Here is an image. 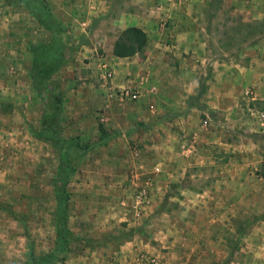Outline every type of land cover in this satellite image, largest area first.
Here are the masks:
<instances>
[{"label": "rangeland", "instance_id": "rangeland-1", "mask_svg": "<svg viewBox=\"0 0 264 264\" xmlns=\"http://www.w3.org/2000/svg\"><path fill=\"white\" fill-rule=\"evenodd\" d=\"M113 1L0 0V264H159L172 239L220 235L191 221L221 218L240 264H264V0H124L150 19L125 60L88 49L107 23L84 19ZM120 84L138 97L107 99ZM220 174H244L225 181L238 209L185 211L180 192L214 191Z\"/></svg>", "mask_w": 264, "mask_h": 264}, {"label": "crops", "instance_id": "crops-1", "mask_svg": "<svg viewBox=\"0 0 264 264\" xmlns=\"http://www.w3.org/2000/svg\"><path fill=\"white\" fill-rule=\"evenodd\" d=\"M96 1V0H95ZM114 5L118 7H114L116 9L115 13L112 15H109L108 8L106 10H102L104 12L99 11L95 6L93 7L92 16L88 19H84V21L91 22H105L107 23L105 30L103 31H95L93 32L92 36H95L94 40H92V43L90 46H88V49L91 51L94 50H100L104 49L105 51H110L112 53L113 45L117 37V33L122 32L127 27H136L140 29L144 34L146 33V29L144 26L147 23V21H150V19H143L136 15V8H124V5L127 6L130 5V3L125 2L124 0H121V2H118V0H114ZM59 4H56L55 7L58 8ZM53 6L50 7L49 13L53 18L59 19L58 16H56L53 12L56 9ZM134 10L135 13L130 12V10ZM53 10V12H52ZM98 11V12H97ZM56 13V12H55ZM58 13V12H57ZM68 16L71 18L74 15L71 14L69 11ZM146 17V16H145ZM144 24V25H143ZM85 25V24H83ZM119 27L117 31H115L114 27ZM114 30V31H113ZM82 35L80 34L81 37ZM90 36V35H89ZM146 36V35H145ZM147 44V41H146ZM154 47L149 52L151 54V57L154 59L157 57L159 52L161 51V46L157 43L154 45ZM114 58H117L113 56ZM134 57H128V58H117L118 60H125V59H132ZM185 82V81H183ZM121 86V84H120ZM207 104L212 109H222L225 105H221L219 102L214 101H208ZM257 131L260 133L264 132V128H257ZM189 144L185 141L182 142L179 147L182 150L183 153H191L192 145L190 144V148L188 147ZM192 148V149H191ZM237 148V147H236ZM234 148V149H236ZM158 170V169H157ZM174 174V171L170 173V177H172ZM247 176V175H246ZM222 185H218L214 191H183L180 192L179 195L185 198H180V203L186 208L185 211L187 212H197V211H208L212 207H218L219 209H222L224 213L226 212H234L238 209V205L241 203L240 196H241V190L237 187H230L228 184L226 185L225 181H232L235 184L238 181H241L244 177V174H220L219 175ZM229 182V183H230ZM239 184V183H238ZM210 199H206L209 198ZM247 197H251V192H248ZM182 201V202H181ZM215 201V202H214ZM221 218V219H215L211 220V222H208L205 224V226H202L200 224H197L195 221H191L189 223V226L192 229H195L196 231L200 229L205 230H221L220 235L217 237H213L211 233L206 231V233L201 231V236H208V239H206V242H199L198 240H190L188 237H181L179 239H172L171 241H168L167 247L172 248L174 250V253L168 251L166 253V256H161L163 260V263L159 264H216L224 261L225 259H230L232 261L231 264H240L241 261L250 260V255L245 247H241L240 244L237 245L238 249L231 250L230 246L226 244L225 237L227 233L225 232L227 229L231 231V229L234 228L233 224L229 219ZM229 221V222H225ZM205 227V228H204ZM204 233V234H203Z\"/></svg>", "mask_w": 264, "mask_h": 264}, {"label": "trees", "instance_id": "trees-1", "mask_svg": "<svg viewBox=\"0 0 264 264\" xmlns=\"http://www.w3.org/2000/svg\"><path fill=\"white\" fill-rule=\"evenodd\" d=\"M35 8L36 7L34 6H29L28 11L45 28L44 24H46L47 20H51V18L49 15H47V13L39 14ZM145 44L146 36L140 29L136 27H127L122 32H120L116 38L113 45L112 54L117 58H128L142 52ZM56 214L58 217L59 213L56 212Z\"/></svg>", "mask_w": 264, "mask_h": 264}, {"label": "built area", "instance_id": "built-area-1", "mask_svg": "<svg viewBox=\"0 0 264 264\" xmlns=\"http://www.w3.org/2000/svg\"><path fill=\"white\" fill-rule=\"evenodd\" d=\"M100 67V75L99 78L103 81V83H106L107 81H110L113 77V71L110 66H108L105 63H99ZM113 90V89H112ZM108 92L107 99L109 100H115L118 102H123L124 100H133L136 99L138 96L137 90H133L131 87L127 86H118L116 90ZM260 118L264 119V114L261 113L259 115ZM145 191L141 190L136 193L135 196V203L136 205L142 204L145 201ZM147 203V202H146Z\"/></svg>", "mask_w": 264, "mask_h": 264}]
</instances>
